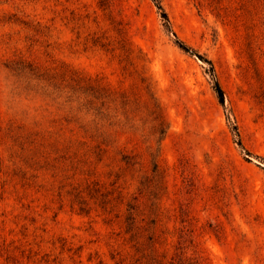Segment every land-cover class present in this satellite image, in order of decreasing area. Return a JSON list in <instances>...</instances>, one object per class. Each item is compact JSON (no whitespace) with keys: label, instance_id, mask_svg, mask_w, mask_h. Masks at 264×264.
<instances>
[{"label":"rangeland","instance_id":"rangeland-1","mask_svg":"<svg viewBox=\"0 0 264 264\" xmlns=\"http://www.w3.org/2000/svg\"><path fill=\"white\" fill-rule=\"evenodd\" d=\"M161 1L224 105L153 0H0V264H264V0Z\"/></svg>","mask_w":264,"mask_h":264},{"label":"trees","instance_id":"trees-1","mask_svg":"<svg viewBox=\"0 0 264 264\" xmlns=\"http://www.w3.org/2000/svg\"><path fill=\"white\" fill-rule=\"evenodd\" d=\"M153 2L155 3L156 7L160 11L163 20L165 21V27H166L167 31L171 32L175 36L176 44L186 53H189L192 56H197L199 59L203 60V62H206L209 65V71H210V74H211L212 79L214 81V90L217 94L219 102L222 105H224L225 104V92H224L221 84L219 83V81L217 79V76L215 73V68H214L212 61L209 60L208 58L200 55L196 50H194L192 47L188 46L184 41L180 40L179 37L177 36V34L172 29V25H171L169 15L166 12V10L164 9V7L162 5V1L161 0H153ZM103 46H105V45H103ZM31 70L33 71V69H31ZM43 74H45V73H43ZM38 76H40V75H38ZM71 80L77 86V89H74L75 93L76 92H82V93H85L86 95H88V93H89L95 101L101 99V97L99 96V92H100V90H102V87L98 84L97 81H92L91 79H83V78H80L77 76L72 77ZM234 127H236V126H234ZM236 136L240 137V135L237 131H236ZM238 144L244 149L245 154L247 156V159L250 160L251 157H253V155L251 152H249L248 150H246L243 147V144H242V141L240 138H238ZM133 209H135L134 206L132 204H128L127 210L130 212ZM130 214L131 213H129V216L127 217L128 221L133 220V217ZM129 231H131V227H130Z\"/></svg>","mask_w":264,"mask_h":264}]
</instances>
